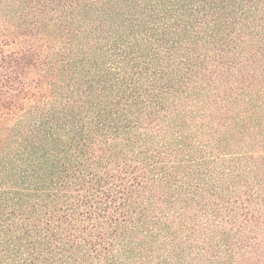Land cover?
Instances as JSON below:
<instances>
[{
	"label": "trees",
	"instance_id": "1",
	"mask_svg": "<svg viewBox=\"0 0 264 264\" xmlns=\"http://www.w3.org/2000/svg\"><path fill=\"white\" fill-rule=\"evenodd\" d=\"M0 264H264V0H0Z\"/></svg>",
	"mask_w": 264,
	"mask_h": 264
}]
</instances>
